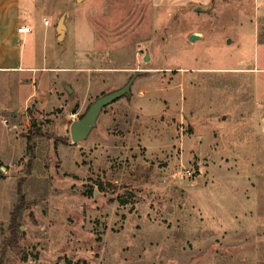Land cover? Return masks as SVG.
I'll return each instance as SVG.
<instances>
[{
    "label": "rangeland",
    "instance_id": "1",
    "mask_svg": "<svg viewBox=\"0 0 264 264\" xmlns=\"http://www.w3.org/2000/svg\"><path fill=\"white\" fill-rule=\"evenodd\" d=\"M261 1L25 0L37 70L0 72V264H264Z\"/></svg>",
    "mask_w": 264,
    "mask_h": 264
},
{
    "label": "crops",
    "instance_id": "2",
    "mask_svg": "<svg viewBox=\"0 0 264 264\" xmlns=\"http://www.w3.org/2000/svg\"><path fill=\"white\" fill-rule=\"evenodd\" d=\"M34 5L33 0H26ZM25 5V6H24ZM25 0H0V72H16L26 70L31 72L37 70L35 67H20L21 55L19 43L23 37L34 32V26L28 25V16L24 14L23 7H26ZM261 13L257 24V44L261 54L255 58L257 71L264 73V39L259 40L261 34L264 38V0L261 1ZM260 12V11H259ZM26 23V24H25ZM40 24H44L40 22ZM28 26L31 31L19 33L18 28ZM44 26H46L44 24ZM47 26L45 27L46 30ZM23 76H19V80ZM258 186L261 196L264 197V174L258 176Z\"/></svg>",
    "mask_w": 264,
    "mask_h": 264
},
{
    "label": "water",
    "instance_id": "3",
    "mask_svg": "<svg viewBox=\"0 0 264 264\" xmlns=\"http://www.w3.org/2000/svg\"><path fill=\"white\" fill-rule=\"evenodd\" d=\"M64 21H65V14H63L60 17L56 27V31L58 33L57 37L59 41H63L65 36L66 25ZM198 38L199 36L197 35L190 36L191 41H194ZM145 59L146 60L148 59V55L145 56ZM139 74L140 71H136V73L127 81L125 85L99 96L89 106L88 110L81 119L73 121L71 125V138L74 143L88 139L92 131L96 128L100 114L105 107L118 101L125 95H130L131 87ZM65 88L68 91V93L72 92V89L69 85L65 84Z\"/></svg>",
    "mask_w": 264,
    "mask_h": 264
},
{
    "label": "built area",
    "instance_id": "4",
    "mask_svg": "<svg viewBox=\"0 0 264 264\" xmlns=\"http://www.w3.org/2000/svg\"><path fill=\"white\" fill-rule=\"evenodd\" d=\"M44 24L47 26V25H49V20L48 19H44ZM31 31V28L30 27H28V26H23V27H20V28H18V32L19 33H28V32H30Z\"/></svg>",
    "mask_w": 264,
    "mask_h": 264
}]
</instances>
